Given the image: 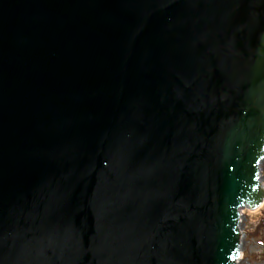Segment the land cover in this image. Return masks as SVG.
<instances>
[{
  "label": "water",
  "instance_id": "obj_1",
  "mask_svg": "<svg viewBox=\"0 0 264 264\" xmlns=\"http://www.w3.org/2000/svg\"><path fill=\"white\" fill-rule=\"evenodd\" d=\"M263 161L264 0H0V264H239Z\"/></svg>",
  "mask_w": 264,
  "mask_h": 264
},
{
  "label": "rangeland",
  "instance_id": "obj_2",
  "mask_svg": "<svg viewBox=\"0 0 264 264\" xmlns=\"http://www.w3.org/2000/svg\"><path fill=\"white\" fill-rule=\"evenodd\" d=\"M264 184V167L261 171ZM264 200L260 208L244 210L239 264H264Z\"/></svg>",
  "mask_w": 264,
  "mask_h": 264
},
{
  "label": "trees",
  "instance_id": "obj_3",
  "mask_svg": "<svg viewBox=\"0 0 264 264\" xmlns=\"http://www.w3.org/2000/svg\"><path fill=\"white\" fill-rule=\"evenodd\" d=\"M262 224L264 225V221L262 222Z\"/></svg>",
  "mask_w": 264,
  "mask_h": 264
}]
</instances>
